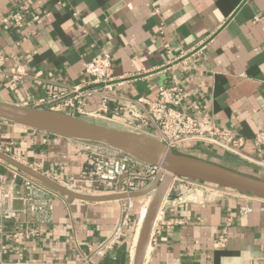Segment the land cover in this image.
I'll return each mask as SVG.
<instances>
[{"label": "crops", "instance_id": "1", "mask_svg": "<svg viewBox=\"0 0 264 264\" xmlns=\"http://www.w3.org/2000/svg\"><path fill=\"white\" fill-rule=\"evenodd\" d=\"M21 3L44 12L38 21L17 29L9 15ZM203 44L205 53L189 59V67L178 64L180 57ZM104 51L112 54L115 81L122 83L111 91L106 109L101 98L93 96L85 114H70L148 133L116 108L140 96L155 98L158 87L173 84L177 74L180 85L197 90L202 117L243 140L241 154L213 145L191 150L263 178L264 167L253 158L255 136L264 131V0H0V101L48 109L37 105L38 100L81 83L86 63ZM17 65H24L27 73L19 82L9 75ZM0 143L10 147L7 154L16 160L62 176L81 173L88 159L79 141L4 119ZM59 193L54 221L40 225L39 234L25 242L23 259L28 263L23 264L72 261L112 231L119 216L116 199L86 201ZM150 195L134 198V221L120 245H136ZM243 207L249 211L240 213ZM159 213V231L144 264H264V199L171 191ZM222 233L227 235L226 246L215 247ZM116 251L106 258H114ZM103 259L96 258L95 264ZM18 260L12 247L0 256V264Z\"/></svg>", "mask_w": 264, "mask_h": 264}, {"label": "built area", "instance_id": "2", "mask_svg": "<svg viewBox=\"0 0 264 264\" xmlns=\"http://www.w3.org/2000/svg\"><path fill=\"white\" fill-rule=\"evenodd\" d=\"M43 12L40 7L21 3L9 17L15 28L23 29L27 21H38ZM206 47L207 45L203 44L190 55H185L186 57L183 55L184 58L180 57L178 64L189 67V59L202 56ZM3 63L4 56L0 55V65ZM26 74L24 65H17L9 70V75L15 82L21 81ZM84 74L86 79L73 85L68 92L55 94L50 98L42 97L37 105L48 106L50 107L48 109L68 114H85L87 100L99 96L102 109H106L107 102L113 97L111 91L122 83L115 81L112 54L104 51L93 58L86 63ZM173 78V84L158 87L155 98L140 96L119 105L116 111L126 113L128 121L135 123L136 126L155 132L158 139L176 151H189L192 146L198 145H213L241 154L242 138L223 129L213 120H205L202 117V105L196 97L197 90L185 89L178 83L177 74H174ZM44 133L51 135L48 132ZM254 141L257 151L253 160L264 167V131L257 133ZM79 142L88 152L87 163L81 173L62 176L43 165L24 164L62 187L84 195H128L147 188L165 172L160 165L142 162L131 154L111 146L96 142ZM0 151L10 153V147L0 144ZM0 163L5 165V171L0 174V256L8 253L12 247L19 256L16 263H28L23 259L25 242L39 234L40 225L54 221L55 201L60 193L28 173L2 160ZM199 182L192 178L174 176L168 192L191 193L197 191ZM211 185V190H214L216 185ZM229 193L231 192L227 195ZM209 195L222 196L213 192ZM116 201L119 204V216L107 238L99 243L90 244L87 253L63 264H95L96 258H106L109 253L116 251L127 229L133 224L135 199L127 197ZM248 211L247 207H243L240 213ZM159 215L160 213L150 241L155 240V234L159 231L157 229ZM230 223L231 218L227 221L228 225ZM226 243L227 235L222 233L214 245L221 248L225 247ZM135 249L136 245L129 249V264H133Z\"/></svg>", "mask_w": 264, "mask_h": 264}, {"label": "water", "instance_id": "3", "mask_svg": "<svg viewBox=\"0 0 264 264\" xmlns=\"http://www.w3.org/2000/svg\"><path fill=\"white\" fill-rule=\"evenodd\" d=\"M0 119L69 139L108 145L131 154L142 162L162 166L165 172L143 190L128 195H84L62 187L28 165L0 151V160L28 173L54 190L74 198L103 201L127 197L137 198L152 193L139 232L133 264L145 262L158 213L174 176L192 178L236 190L246 197L264 199V178L206 158L178 152L157 137L144 132L99 125L65 112L26 107L4 101H0ZM127 263H129L127 243L119 246L114 258H104L101 262V264Z\"/></svg>", "mask_w": 264, "mask_h": 264}, {"label": "rangeland", "instance_id": "4", "mask_svg": "<svg viewBox=\"0 0 264 264\" xmlns=\"http://www.w3.org/2000/svg\"><path fill=\"white\" fill-rule=\"evenodd\" d=\"M146 134H149V135H152V136H156V133L155 132H148ZM1 145H3V144H1ZM178 152H180V151H178ZM181 153H185V154H189V155H193V156H197V157H201V158H211V157H206L205 155H203V154H201L199 152L193 151V150L181 151ZM261 176H263V178H264V175H261ZM199 184L200 185L197 187V191L191 192L192 194H195L198 197H200L202 195H205V196L208 195V196H210L209 194H211L212 192L214 194L217 193L218 195H222V196H224V195L226 196L228 192L235 193V194L236 193L241 194V193H239L236 190L224 188V187H221V186H214V190H211V186L212 185L209 184V183H206V182H202V181H200ZM205 187H208V189H206ZM150 196H152V193H151ZM147 207H148V205H147Z\"/></svg>", "mask_w": 264, "mask_h": 264}, {"label": "bare ground", "instance_id": "5", "mask_svg": "<svg viewBox=\"0 0 264 264\" xmlns=\"http://www.w3.org/2000/svg\"><path fill=\"white\" fill-rule=\"evenodd\" d=\"M147 208H148V207H147ZM147 208L145 207V208L143 209V217H145V215H146ZM143 219H144V218H143ZM143 219H142V221H140L139 227L142 226ZM139 229H141V227H140ZM139 232H140V231H139ZM138 236H139V234H138ZM137 241H138V240H137ZM136 245H137V243H136ZM147 250H148V249H147ZM134 254H135V253H134Z\"/></svg>", "mask_w": 264, "mask_h": 264}, {"label": "trees", "instance_id": "6", "mask_svg": "<svg viewBox=\"0 0 264 264\" xmlns=\"http://www.w3.org/2000/svg\"><path fill=\"white\" fill-rule=\"evenodd\" d=\"M3 171V166L0 165V172Z\"/></svg>", "mask_w": 264, "mask_h": 264}]
</instances>
